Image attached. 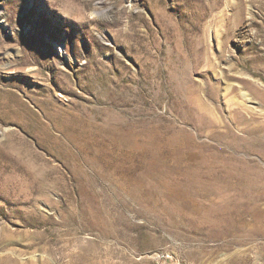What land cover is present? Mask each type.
<instances>
[{
  "label": "rangeland",
  "instance_id": "rangeland-1",
  "mask_svg": "<svg viewBox=\"0 0 264 264\" xmlns=\"http://www.w3.org/2000/svg\"><path fill=\"white\" fill-rule=\"evenodd\" d=\"M0 264H264V0H0Z\"/></svg>",
  "mask_w": 264,
  "mask_h": 264
}]
</instances>
